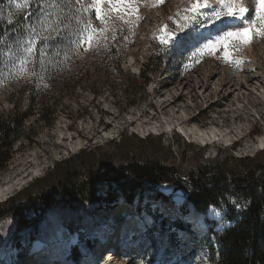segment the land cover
Wrapping results in <instances>:
<instances>
[{"label":"rangeland","instance_id":"374dc122","mask_svg":"<svg viewBox=\"0 0 264 264\" xmlns=\"http://www.w3.org/2000/svg\"><path fill=\"white\" fill-rule=\"evenodd\" d=\"M85 2L87 3V0ZM244 2L250 9L252 8L253 0H244ZM182 7H184L183 0H164V3L157 6H152L148 0H145L139 7V15L143 19L132 27L117 21L116 32L110 31L109 40L104 42L103 47L98 48L105 51L106 45L113 41L111 39L113 34L121 39L124 43L121 75H110L105 79L106 73L103 71L105 68H101V64L96 61V68L91 70L89 78H83V82L77 83L74 89L68 92L69 97L61 98L52 126H47L41 120L36 121V116L26 121L25 138H18L14 142L12 156L5 168L0 171V178L13 171L30 169L40 163H44L45 168L21 189L14 191L5 199L0 198V202L10 197H15L19 203L25 202L27 196L41 188L51 191L57 202L51 210L40 217L38 222L33 223L37 227L32 225L26 232L14 234V219L11 216L4 218L0 222V241L6 240L8 243L0 242V244L16 247L26 255L32 253L27 247L33 244L32 241H28L30 235L53 244L56 241L61 243L65 241L64 244H58L59 246H48L50 253L47 255L52 256L59 252L62 254L64 250L61 249L66 243H70L76 260L79 261L92 240L100 237L102 232L100 228L104 223L97 225L98 222L104 221L105 215L110 213L114 215V230L119 226L118 222H121L122 231L126 233L128 230L134 235L131 241L121 242L125 255L115 261V264H171L174 258L179 259L184 252L182 240L177 233L178 249L168 251L166 245L170 232L162 230L158 222L165 215L182 220L187 218L181 206H188V203L184 201L181 204L171 205L173 196L185 197L184 188L174 190L173 186H164L163 191L169 195L171 203L162 199L149 201L144 197L142 204L149 203L151 214L142 209L139 214L134 212L127 220L122 221L125 216L119 220L120 216L117 214L133 209L124 200H118L114 206L107 204L110 209L104 208V205L100 208L89 205V213L83 209L76 213L75 209L64 205L60 200L57 181L68 166L65 165L66 159L74 156L72 167L80 169L82 173L76 181L82 183L88 175V169L84 166L87 163L102 168L112 164L157 160L174 165L179 170L188 171L206 158L212 159L218 151H221L222 155L243 157L251 156L263 148H256L254 143L257 136L264 132V39L256 38L244 47L239 53L242 63L238 68L213 55H205L200 58L199 63H196L194 59L188 58L194 48L205 43L209 35L214 36L217 29L242 26V22L239 21L236 26H227L230 18H224L207 28H199L193 24L179 33L183 38L182 46L160 45L158 40L153 38L154 35H159L158 30L165 24L174 27L168 17L178 19L175 14ZM77 8L81 10L78 12ZM55 16L66 19L64 27L69 26L68 36L73 44L65 51L57 53V56L61 61L71 60L76 69L74 73L77 71L81 73L87 66L86 60L83 59L84 47H76L73 41L82 27L81 22L87 19L88 15L83 12L81 5L71 0V6L65 4L56 7ZM91 18L93 25L99 26L94 14ZM159 53L165 55L163 65L156 68L158 60L154 57L152 65L149 66L151 71L147 69L143 78L140 71L144 68L147 59L150 55ZM48 56L49 54H46L45 58ZM91 59L97 60L96 57ZM67 66L68 64L60 67L58 72H63ZM96 82L98 84H94ZM95 85L98 86L96 96L90 91ZM9 88L7 83L0 85V103L3 108H10V103L5 100ZM49 90L54 92L52 88ZM137 92V100L130 103L132 94ZM174 95H176L174 101L168 107L162 109L161 106L160 109L161 102ZM26 102L27 99L24 98L23 103ZM168 115L171 116L172 121L170 128H160L158 133L144 135L138 132L139 123L159 125L164 123ZM182 119H185L184 122L186 121L188 126L198 125L201 128L215 124L232 132V136L229 140H215L203 145L190 142L178 132L177 124ZM258 129L260 133H257ZM26 135L34 136L33 142L27 141ZM233 142L236 144L231 145L230 143ZM65 143L67 145L78 143L79 146L66 152ZM35 153L38 156H33ZM96 187L101 196L106 195L107 187L104 181H97ZM211 209L212 207L209 206L203 214L211 215ZM90 214L92 216H89ZM27 215L29 218L36 217L32 211ZM211 219L215 221L214 226H217L218 232L223 226H227L226 218L217 221L212 216ZM70 220L78 221L77 232L66 227V223ZM207 222L210 223V220L207 219ZM152 224L154 230L150 229ZM129 225L133 228L127 229ZM143 226L146 227L143 232L145 234H141ZM203 228L201 227L202 230ZM205 238L206 235L203 236V240ZM136 244L140 245L138 252L133 250ZM8 251L11 252V249ZM30 255L32 259L26 261V264L47 262L42 260L47 255H42L38 250H33ZM189 256L190 264H215L211 254L206 253L205 261L202 263L195 259L198 251ZM88 259L89 257L85 258L87 261ZM7 260V256H4L0 249V264H7Z\"/></svg>","mask_w":264,"mask_h":264},{"label":"trees","instance_id":"16d2710c","mask_svg":"<svg viewBox=\"0 0 264 264\" xmlns=\"http://www.w3.org/2000/svg\"><path fill=\"white\" fill-rule=\"evenodd\" d=\"M35 10L36 0H33L31 8L24 12L18 11L12 0H0V36L7 40V45H0L5 52L4 56H0V85L7 83L10 87L5 98L10 103V108H3L0 103V171L11 158L16 139H23L25 136L26 121L36 116V121L41 120L47 126H52L61 98L69 97L68 92H71L77 83L83 82V78H89L91 70L96 68V61L101 64V68H105V79L106 76L122 73L124 43L118 37L106 45L105 51L98 48L92 51L84 50L83 59L86 60L87 66L81 73H74L76 69L71 60L61 61L57 56V53L73 45L68 36L69 26L64 27L66 19L55 16L56 7H48V16L40 20L35 16L31 18L35 24V32H32L30 27L22 30V23H29L23 18L28 12ZM9 20L12 21L11 24ZM56 29L63 35L56 36ZM49 33H53V38L48 42L45 54L41 56L38 52L35 57L30 58L33 62L29 63L21 74L19 59L23 57V48L27 47L29 40L33 38H36L39 44L40 37L48 36ZM9 36L12 39H8ZM7 46H11L13 55L8 54ZM46 54H49L47 58ZM92 57L97 60L91 59ZM154 57L158 60L156 68L163 65L164 54L150 55L140 71L143 78ZM67 64V68L59 73V68ZM90 91L96 96L98 86L95 85ZM131 97L129 102H135L138 92ZM24 98L27 99L25 104ZM257 133H260L259 129ZM33 139L34 136L26 135L27 141L33 142ZM235 144L236 142L233 143ZM74 159L75 156L66 159L65 165L68 166L58 179L57 185L60 200L64 205L75 209L76 213L80 209L89 213V205L99 208L104 205V208L110 209L107 204L114 206L122 199L130 204L136 213L139 214L145 209L151 214L149 203L142 204L144 197L149 201L162 199L170 202L169 195L163 191L164 186H173L174 190L184 188V201L188 206H181L183 212L205 213L210 206L220 208L224 218L235 221L233 225L223 226L219 232L212 231L218 242L217 261L213 258L215 251L209 244L211 258L215 264H264V147L251 156L243 157L222 155V152L218 151L215 157L206 158L188 171L179 170L174 165L157 160L112 164L102 168L87 163L84 166L88 169V175L82 183L76 181L82 173L80 169L72 167ZM97 181L105 182L106 195L101 196L97 192ZM55 198L47 188H41L27 196V200L22 203L17 202L15 197L7 198L0 202V222L11 216L15 222L14 234L26 232L27 228L32 225L34 227L33 223L38 222L44 213L55 206ZM174 204L176 203L172 202L171 205ZM237 204L240 206L237 207ZM29 211L35 213L36 217L29 218ZM92 213L94 214V211ZM212 222L215 223L213 220ZM158 223L162 230L170 232L167 238L168 246L177 249L179 240L176 237V229L187 228L188 224L178 217L172 218L171 215L163 216ZM78 224V221L70 220L66 227L77 232ZM33 237L35 236H29ZM72 259L77 261L74 249Z\"/></svg>","mask_w":264,"mask_h":264},{"label":"snow or ice","instance_id":"6c2138e0","mask_svg":"<svg viewBox=\"0 0 264 264\" xmlns=\"http://www.w3.org/2000/svg\"><path fill=\"white\" fill-rule=\"evenodd\" d=\"M18 11L24 12L31 8L33 0H12ZM145 0H75V3L81 5L84 13L88 15L84 19L82 27L76 33V39L73 41L76 47H84L85 51H92L103 47L104 42L109 40V32L115 33L117 30V21H122L123 24L129 27L135 26L143 19L139 15V7ZM152 6H157L164 3V0H148ZM184 7L178 9L174 19L169 16L168 19L173 22L174 27L163 25L158 31L159 35H154V39L158 40L162 46L180 47L183 44V38L179 33L184 32L189 26L195 24L199 28H207L210 25H215L217 21H222L224 18L231 20L242 21V26H237L228 29H217L214 36L209 35L206 42L192 50L190 60L194 59L196 63L200 62V58L205 55L216 56L217 59H222L225 63L234 67H239L242 60L239 59V53L245 46L251 44L254 39H264V0H253V6L250 9L244 0H183ZM67 4L71 6V0H36V10L28 12L24 17L29 23H22V30H27L29 27L32 32L36 31L35 24L31 18L36 17L37 20L48 16V7H58ZM210 11L205 12L203 10ZM81 9L77 8L79 12ZM92 14L99 22V26H94L92 22ZM251 15V18L249 16ZM12 21L9 20V24ZM122 31V28L120 29ZM56 36L63 35L59 29L55 30ZM53 33L48 36L40 37L39 44L37 39L29 40L27 47L23 48V57L19 59L20 73L27 69V65L33 61L30 59L35 57L37 53L41 56L45 54V49L48 47V42L52 40ZM8 39H12L11 36ZM111 39H116L115 34ZM0 45H7V40L4 36H0ZM8 47V54L13 55L11 46ZM3 48H0V56H4ZM264 147V145H261ZM240 205L237 204V207ZM212 216H220L215 207L211 209ZM203 227V224H201ZM7 244L8 241H0Z\"/></svg>","mask_w":264,"mask_h":264},{"label":"bare ground","instance_id":"6f19581e","mask_svg":"<svg viewBox=\"0 0 264 264\" xmlns=\"http://www.w3.org/2000/svg\"><path fill=\"white\" fill-rule=\"evenodd\" d=\"M239 21L240 20H231V19H229V22L227 23V26L228 25L236 26ZM239 25H241V24H239ZM175 97H176V95L171 96L170 99L168 98V99L163 100L161 102L160 109H161V106H163L162 109H164L165 107H168L172 103V101H174ZM165 118H166V120L164 121V123H161L159 125H153L152 123H147V122L139 123L138 126H137L138 127L137 130H138V132L140 134L144 135V134L153 133V132L158 133V131L161 130L160 128H162V129L163 128H165V129L166 128H170L171 127V122H172L171 121V116L168 115ZM177 118H178V116H177ZM184 120L182 119L181 122H179L177 124L178 129H179L178 132H180L182 135H184L187 138V140L190 141V142H198L201 145H203V144H207V143H209L211 141H215V140H220V141L229 140L230 137L232 136L231 135L232 132L230 133L225 128H221V127H219V126H217L215 124H211L207 128H201L198 125L188 126L186 121L184 122ZM237 132H239V131L237 130ZM261 145H264V132L261 135L257 136V140L254 143V146H256V148H258V147L261 148ZM78 146H79L78 143L75 144V145L74 144H69V145L66 144V148H65L66 150L65 151L66 152H70V151L74 150ZM33 156L36 157V156H38V154L35 153ZM44 168H45V164L44 163H40V164L32 166L30 169H27V170L24 169V170L15 171V172L13 171L11 173L6 174L2 178H0V198L5 199L9 195H11L14 191H17V190L21 189L27 182L32 180L34 177L38 176V174H40L41 171ZM216 211L219 212L218 210H216ZM118 218H119V220H121V216L118 217ZM127 219H128V217H127ZM227 220H228L227 223H226L227 226L235 224V221L230 220V219H227ZM122 221H124V220L122 219ZM201 224H203V223H200L198 221L197 224H196V228L197 229H201ZM203 226H204V224H203ZM131 227L132 226L129 225L126 228L130 229ZM108 239L109 238H107L106 240H108ZM64 242L63 243H59L58 242L57 244H55V243L53 244L52 243L49 246H55V245H58V244L61 245V244H64ZM197 247L200 248L199 249V253L201 255V253L204 252L203 251L204 247L203 246L199 247V245ZM217 248H218V244L216 243L215 244V252L216 253L213 256L215 261H217L219 259L218 252L216 251ZM61 250H65V246ZM61 250H59V251H61ZM105 259L107 260L108 264H115V261H118V259H114L113 257H111V255L106 256Z\"/></svg>","mask_w":264,"mask_h":264},{"label":"water","instance_id":"95a60500","mask_svg":"<svg viewBox=\"0 0 264 264\" xmlns=\"http://www.w3.org/2000/svg\"><path fill=\"white\" fill-rule=\"evenodd\" d=\"M185 198L181 195H175L172 197V201L177 204L184 203Z\"/></svg>","mask_w":264,"mask_h":264}]
</instances>
